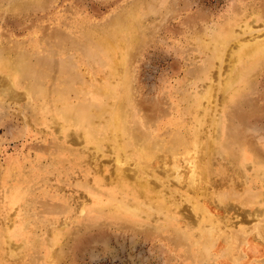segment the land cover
Listing matches in <instances>:
<instances>
[{"label":"rangeland","instance_id":"1","mask_svg":"<svg viewBox=\"0 0 264 264\" xmlns=\"http://www.w3.org/2000/svg\"><path fill=\"white\" fill-rule=\"evenodd\" d=\"M241 1L0 0V76L4 64L20 66L15 87L26 93L27 98L18 100L0 94V264H236V261L264 264V236L257 229V224L264 222V212L256 213L257 209L264 211V165L260 162L264 160V60L248 87L249 99L238 100L229 108L223 109L218 86L232 71L231 58L238 46H228L221 69L218 70V64L214 68L211 92L208 83L197 79V70L211 56V50L202 49L205 44L210 45L211 31ZM244 18L236 25L241 42L259 39L254 37L264 32L262 21L246 26ZM194 22H204L207 34L191 32L188 26ZM107 35L117 45V52L110 53L101 44L102 37ZM127 44L131 53L125 57ZM125 77L127 84L121 86ZM45 82H52L49 96L56 99L52 114L65 106L58 92L66 85L71 86L66 99L72 104L86 96L85 100L91 99L96 105L104 103L105 107L112 105L108 89L119 86L120 93H127V103H132L129 106H134L140 116L147 113L140 110L142 107L154 111L149 120L153 132L160 131L161 136L175 130L183 132L181 140L186 144L179 146L180 152L174 151L179 159L169 156L161 159L152 165L153 173L148 175V183L161 190L160 194L167 196L171 204L175 217L170 224L167 220L171 211H167L168 216L157 211L156 203H160L157 195L134 209L128 193L112 195L109 190L119 168H134L132 163H126L131 155L135 156L132 147L123 152L127 153L124 158L127 161L121 163L120 152L111 139L101 147L84 142L73 132L75 142H72L69 140L72 127L60 129L63 120L51 113L44 118L43 101L36 94L40 83ZM133 100L138 104L134 105ZM223 113L234 115L224 136L215 127ZM235 114H243L244 118ZM110 117L106 110L94 125L102 126ZM194 128L199 130L201 156L196 166V186L193 183L196 167L190 162L195 159L191 140ZM210 145H215L214 150ZM218 145H222V151L215 150ZM244 146L248 149L244 150ZM243 151L247 152L244 161L239 156ZM173 158L177 162L173 163Z\"/></svg>","mask_w":264,"mask_h":264},{"label":"bare ground","instance_id":"2","mask_svg":"<svg viewBox=\"0 0 264 264\" xmlns=\"http://www.w3.org/2000/svg\"><path fill=\"white\" fill-rule=\"evenodd\" d=\"M35 2V1H34ZM149 2V1H148ZM159 2V1H158ZM32 3V2H31ZM37 3V2H36ZM142 3V2H141ZM152 3V2H151ZM136 4V3H135ZM156 4V3H155ZM32 5V4H31ZM130 5V4H129ZM144 5V4H143ZM127 6V5H126ZM136 6V5H135ZM134 6V7H135ZM161 6V5H160ZM159 6V7H160ZM6 7V6H5ZM128 7V6H127ZM133 7V6H132ZM138 7V6H137ZM139 7H140V3H139ZM162 7V6H161ZM8 8V7H7ZM30 8V7H28ZM165 8V7H164ZM169 8V6H168ZM18 9V8H17ZM26 9V8H25ZM138 9V8H137ZM136 9V11H137ZM22 10V9H21ZM129 10V9H127ZM167 10V9H166ZM123 11V10H122ZM134 11V10H133ZM126 12V11H125ZM124 12V13H125ZM131 12V11H130ZM129 12V13H130ZM123 13V12H122ZM121 13V15H122ZM138 13V12H137ZM135 14V13H134ZM137 15V14H136ZM149 15V14H148ZM118 16V15H117ZM245 16L244 18V25L248 26L251 22L254 21H262L261 24L264 25V2H260L259 0H243L240 3H237L234 7L233 10L230 14L226 15L224 17V19L221 21H218V24L220 23L221 25H219L216 29H214L213 31H211V42L210 45L207 46L206 44L202 47L203 50H211V56L209 57V59L207 60L206 63H204L202 66H200V68L197 70V79L203 81L204 83H208L209 86L208 88L212 89V72H214V68L216 67V65L218 64L220 67H217L218 70L221 69L222 63H223V56L225 54L226 49L228 48V46H231V44H233L234 46H238V50L232 54V58L231 61L233 62L232 65V71H230V73L228 75H226L225 78H221L222 82L221 85L218 86V90H220L222 93V101H223V109L225 107H228L230 105L235 104L238 100L239 101H243L249 99L248 98V94H249V89L248 87H250V85L252 84V82L254 81L257 73L259 72L260 69V61L264 60V32L262 33H257V35L254 37H260L257 40H251V39H247L248 42L242 43L241 39L238 37V34L236 33V25L238 23H240V19H242V17ZM120 17V16H118ZM124 17V16H123ZM63 18V17H62ZM126 18V17H125ZM160 18V17H159ZM67 19V18H66ZM148 19V18H147ZM233 19V20H232ZM129 20V19H128ZM142 20V19H140ZM231 20V21H230ZM108 21V20H107ZM127 21V19H126ZM131 21V20H130ZM143 21V20H142ZM75 22V21H74ZM104 23V21H103ZM109 23V22H108ZM118 23V22H117ZM135 23V22H134ZM133 23V24H134ZM144 23V22H143ZM152 23V22H151ZM242 23V22H241ZM112 24V23H111ZM120 24V23H119ZM102 25V24H101ZM113 25V24H112ZM115 25L117 26L116 22ZM204 22L203 23H199L198 22H194V24L189 25V29L191 32H196L199 31L200 34H207L206 31L204 30ZM243 25V24H242ZM241 25V26H242ZM71 26V25H70ZM104 26V25H103ZM144 26V25H143ZM73 27V26H72ZM100 27V26H99ZM71 28V27H70ZM264 28V27H263ZM75 29V28H74ZM111 29V28H110ZM136 29V27H135ZM253 29V28H251ZM62 30V29H60ZM69 30V29H68ZM155 30V29H153ZM245 31V28L243 29ZM130 31V30H129ZM156 31V30H155ZM154 31V32H155ZM51 32V31H50ZM70 32V31H69ZM131 32V31H130ZM55 33V32H54ZM53 33V35H54ZM61 33V32H60ZM101 33V32H100ZM132 33V32H131ZM135 33V32H134ZM239 33V32H238ZM243 33V32H242ZM50 34V33H49ZM146 34V33H145ZM210 34V33H208ZM57 35V34H55ZM60 35V34H59ZM94 35V34H93ZM125 35V34H124ZM130 35V34H129ZM154 35V33H153ZM194 36V34H193ZM51 37V36H50ZM96 37V36H94ZM124 37V36H123ZM139 37V36H138ZM130 38V37H129ZM150 38V37H149ZM153 38V37H152ZM205 38V37H204ZM63 39V37L61 38ZM177 39V38H176ZM203 39V38H202ZM206 39V38H205ZM129 40V39H128ZM195 40V39H194ZM245 40V39H244ZM95 41V40H94ZM147 41V39L145 40ZM101 44L103 45V47H105L106 49L109 50V52H117V45L114 43V41L111 39L110 36H104L101 39ZM134 42V41H133ZM148 42V41H147ZM208 42V41H206ZM234 42V43H233ZM202 43V42H201ZM95 44V43H94ZM131 44V43H130ZM133 45L135 43H132ZM131 45V46H133ZM143 45V44H142ZM197 45V44H195ZM96 46V45H95ZM123 46V45H122ZM127 48L125 50V57L128 53H131V51H128L129 45H125ZM190 46V45H189ZM202 46V45H201ZM197 47V46H196ZM199 48V47H198ZM136 49V48H135ZM195 49V48H193ZM201 49V50H202ZM122 51L124 50L121 49ZM200 50V51H201ZM100 51V50H99ZM197 51V50H195ZM68 52V51H67ZM203 52V51H202ZM232 52V51H231ZM139 54V53H138ZM92 55V54H91ZM205 55V54H204ZM83 57V56H82ZM140 57V56H139ZM14 58V57H13ZM118 58V57H117ZM12 59V58H11ZM13 60V59H12ZM139 60V59H138ZM206 60V59H205ZM128 61V60H127ZM230 62V61H229ZM1 66V65H0ZM112 68L113 65H110ZM228 66V65H227ZM81 67V66H80ZM91 67V66H89ZM130 67V66H129ZM133 67V66H132ZM118 68V67H117ZM1 69L3 70V75L0 76V94L2 95H8L9 97L13 98V99H22V98H26L23 92H19L16 87L15 84H17V81L19 80V75L18 72L21 70V67H14L12 64H4ZM134 69V68H133ZM121 70V69H120ZM261 70V69H260ZM130 71V69H129ZM225 71V70H224ZM123 72V71H122ZM229 72V71H228ZM6 73V74H5ZM215 73V72H214ZM132 75V74H131ZM214 75V74H213ZM223 75V74H222ZM221 75V76H222ZM260 75V74H259ZM260 77V76H259ZM190 78V77H189ZM218 78V77H217ZM258 78V77H257ZM97 79V78H96ZM220 79V80H221ZM25 80V79H24ZM105 80V79H104ZM121 80V79H119ZM123 82L121 83V86H125L127 84L126 77L124 79H122ZM191 80V79H190ZM214 80V79H213ZM218 80V79H217ZM262 80V79H260ZM129 81V80H128ZM135 81V80H134ZM189 81V80H188ZM187 81V82H188ZM86 82V81H85ZM84 82V83H85ZM114 82V81H113ZM216 82V80H215ZM23 83V82H22ZM52 82H45V83H40V88L38 93L36 94L39 97H41L40 99L43 101V106H42V113L44 114V118H47L46 115L51 113L52 114V107L53 104L56 102V99H53L49 96V93L52 91V86H51ZM83 83V84H84ZM104 83V82H103ZM137 83V82H136ZM189 83V82H188ZM191 83V82H190ZM79 84V83H77ZM258 84V83H256ZM56 85V84H55ZM74 85V84H73ZM76 85V84H75ZM82 85V84H81ZM85 85V84H84ZM183 85V84H182ZM207 85V84H206ZM260 85V84H259ZM93 86V85H92ZM252 86V85H251ZM94 87V86H93ZM106 87V86H105ZM129 87V86H128ZM71 86L70 85H66L64 86L61 90H59L58 95H59V99L62 98V100L64 101V107L61 109H56L53 110V116H56L58 118H61L62 124L60 123V129H64L66 128H70L72 127L74 129V131L71 132V134L69 135V140L72 142H75V135L73 134L76 133L78 136H80L84 142L89 143V144H95L100 145L102 147V144L105 143V141L108 140H112L116 147L118 152H120V155L118 157V161L119 162H125L124 158L126 157L127 153H123L125 151H127V149L129 147H132V153H134V157L131 155L129 157V162L127 161V164L132 163L134 168H127V167H121L119 168L116 173H115V179L116 181L113 182V184H111L109 190L112 193V195H114L117 192H124L125 196L127 195L126 193H128L127 198H129V202L131 204H134V209L138 207V205H141L142 202H144V200H149L150 198H152L153 196L157 195L160 198V203H156L157 206V211L160 210L162 213L165 212L166 215L168 216V212L171 211L170 217L167 220L169 222H171L172 220H174V213H172L173 211L171 210V204L169 203V200H167V196L163 197L160 192L161 190H157L156 188L152 187L150 185V183H148V175L153 173V167L152 165H157L159 163V161L161 159H165L166 157H177L179 159L178 152H174L176 150H179V146L181 144L185 145L186 142L182 141L181 138L183 137L181 130H175L172 133H169L168 136H161L160 131H152L151 128L149 127L150 125V115L154 112H148V110L144 109L142 107V109L140 110H144L147 111V113L145 115L140 116V113L134 109L133 107H130V103H127V93L123 92L120 93L119 89L120 87L118 86L117 88H109V99L112 101V105L111 106H103V104H94L92 103L91 99L89 100H85V97H83L82 101H79L77 104H72L71 102H69L66 97L68 96V90H70ZM205 88V87H204ZM26 89V88H25ZM76 89V88H75ZM104 89V88H103ZM189 89V88H188ZM215 89V88H214ZM254 89V88H253ZM78 90V89H77ZM79 91V90H78ZM81 91V90H80ZM127 91V90H126ZM251 92V91H250ZM28 93V92H27ZM52 93V92H51ZM130 93V92H129ZM128 93V94H129ZM199 93V92H198ZM201 93V92H200ZM214 93V92H212ZM202 94V93H201ZM83 95V94H82ZM209 95V93H207V96ZM137 96V95H136ZM191 96V95H190ZM213 96V95H212ZM261 96V95H260ZM5 97V96H4ZM72 97V96H71ZM80 97V95H79ZM256 97V96H255ZM69 98V97H68ZM73 98V97H72ZM27 99V98H26ZM25 99V100H26ZM34 99V98H33ZM75 99V98H74ZM194 99V98H193ZM213 99V98H212ZM221 99V98H220ZM219 99V100H220ZM259 99V98H258ZM61 100V99H60ZM59 100V101H60ZM12 101V100H11ZM99 101V99H98ZM194 101V100H193ZM197 101V100H196ZM58 102V101H57ZM62 102H59V104ZM193 103V102H192ZM132 104V103H131ZM133 104H138L135 100H133ZM31 105V104H30ZM130 105V106H129ZM216 105V104H214ZM262 105V104H261ZM2 106V105H1ZM32 106V105H31ZM203 106V105H202ZM256 106V105H255ZM258 106V105H257ZM55 107H58L57 105ZM197 108V107H196ZM206 108V107H205ZM229 108V107H228ZM264 108V107H263ZM27 109V108H26ZM37 109V108H36ZM138 109V108H137ZM195 109V108H193ZM204 109V108H203ZM260 109V108H259ZM34 110V109H33ZM109 110L111 117L110 119L106 122L103 123L102 126L98 125H94L97 119L101 118V113ZM150 110V109H149ZM192 110V109H191ZM201 110V109H200ZM214 110V109H213ZM230 110V109H228ZM71 114L69 115L68 113ZM212 112V111H211ZM256 112V109H255ZM38 113V111H37ZM195 113V111H194ZM263 113V112H262ZM50 114V115H51ZM192 114V113H191ZM240 114V113H239ZM236 115L235 117L244 118V115ZM69 117H67V116ZM137 115V116H136ZM106 116V115H105ZM164 116V115H163ZM233 113L232 114H226L224 115V113L222 114V117H220L217 120V124H216V131L219 133V135H223L225 134V130H226V126L229 123V120L233 117ZM164 118V117H163ZM197 118V117H196ZM24 119V118H23ZM53 119V118H52ZM142 119V120H141ZM247 120V119H246ZM245 120V121H246ZM60 121V120H59ZM201 121V119H200ZM203 121V120H202ZM201 121V122H202ZM215 121V120H214ZM37 122V121H36ZM56 122V121H55ZM61 122V121H60ZM53 125V123H52ZM57 125V124H56ZM197 125V124H196ZM12 127V126H11ZM55 127V126H54ZM53 127V128H54ZM56 128V127H55ZM212 128V127H211ZM188 129V128H186ZM208 129V127H207ZM71 130V129H70ZM60 131V130H59ZM195 131V132H194ZM199 130H197L196 128L193 129V139H191L194 143L192 150L195 152V159L193 161H190L192 166L195 168L197 166L198 163V157H201L198 153L199 151ZM215 131V130H214ZM16 132V131H15ZM18 132V131H17ZM41 132V131H40ZM153 132V133H152ZM211 132V131H210ZM216 132V134H217ZM240 133V131H238ZM61 133V132H60ZM201 133V132H200ZM238 133V134H239ZM14 134V133H13ZM59 134V133H57ZM189 134V133H188ZM15 135V134H14ZM56 135V134H55ZM68 135V134H67ZM167 135V134H166ZM192 134H190L191 136ZM218 135V137H219ZM182 136V137H181ZM189 136V135H188ZM224 136V135H223ZM234 135H232L233 137ZM236 136V135H235ZM241 137V136H239ZM243 137V136H242ZM241 137V138H242ZM247 137V136H246ZM61 138V137H60ZM109 138V139H108ZM190 139V137H189ZM239 139V138H238ZM202 140V139H201ZM221 140V139H220ZM82 141V140H81ZM186 141V140H185ZM190 141V140H189ZM236 141V139H235ZM245 141V140H244ZM71 142V143H72ZM202 142V141H201ZM219 142V141H218ZM221 142V141H220ZM237 142V141H236ZM241 142V141H240ZM107 143V142H106ZM190 143V142H189ZM238 143V142H237ZM191 144V143H190ZM202 145V144H201ZM239 145V144H238ZM246 145V143L244 144ZM252 145V144H251ZM249 145V146H251ZM76 146V145H74ZM113 146V145H112ZM211 148L214 150V146L215 145H210ZM222 146V145H221ZM220 145L216 146L215 150L218 151H222ZM248 146V147H249ZM253 146V145H252ZM83 147V146H82ZM247 146H244V150L248 149L246 148ZM63 148V147H62ZM61 148V149H62ZM99 148V147H97ZM108 148V147H107ZM184 148V147H183ZM188 148V147H187ZM205 148V147H204ZM255 148V147H253ZM94 149V148H93ZM206 149V148H205ZM204 149V150H205ZM186 150V149H184ZM207 150V149H206ZM37 151V150H35ZM106 151V150H104ZM114 151V150H113ZM187 151V150H186ZM189 151V150H188ZM209 151V150H208ZM212 151V150H211ZM248 152V150H246ZM243 151L242 153H237L240 156V159L244 161V159L247 158V152ZM256 150H254L255 152ZM61 152V151H60ZM117 152V151H116ZM117 152V154H118ZM180 152V150H179ZM113 153V152H112ZM198 153V154H197ZM203 153V152H202ZM253 153V152H252ZM257 153V152H256ZM116 154V155H117ZM235 154V153H234ZM114 155V154H113ZM220 155V154H219ZM222 155V154H221ZM262 155V154H260ZM34 156V155H33ZM89 156H91L89 154ZM100 156V155H99ZM98 156V157H99ZM186 156V155H185ZM61 157V156H60ZM97 157V156H96ZM219 157V156H218ZM254 157H255V153H254ZM257 157V156H256ZM260 158V157H259ZM35 159V158H34ZM33 159V160H34ZM61 159V158H60ZM116 159V158H115ZM173 158V163L177 162L175 159ZM258 159V158H256ZM91 160V159H90ZM108 160V159H107ZM31 161V160H30ZM61 161V160H60ZM113 161V160H112ZM93 162V160H92ZM193 162V163H192ZM234 162V161H233ZM256 162V161H255ZM261 164L264 165V160L263 158L260 159ZM53 163V162H52ZM56 163V162H55ZM104 163V162H103ZM115 163V162H114ZM117 163V162H116ZM100 164V163H99ZM98 164V165H99ZM219 164V163H217ZM92 165V164H91ZM116 165V164H115ZM228 165V164H227ZM18 166V165H17ZM43 166V165H42ZM102 166V165H101ZM100 166V168H101ZM163 166V165H162ZM201 166V165H200ZM218 166V165H217ZM231 166V165H229ZM255 166V165H254ZM258 166V165H257ZM45 167V166H44ZM112 167V166H111ZM116 167V166H115ZM119 167V166H118ZM246 167V166H245ZM18 168V167H17ZM43 168V167H42ZM224 168V167H223ZM262 168V167H261ZM23 169V168H22ZM30 169V168H29ZM96 169V167H95ZM238 169V168H237ZM250 169V168H249ZM33 170V169H32ZM50 170V168H49ZM196 170L197 167L194 169V173L193 176H195V180L193 181L194 185H197V175H196ZM200 170V169H199ZM231 170V169H230ZM19 171V170H18ZM206 171V170H205ZM228 171V170H227ZM239 171V170H238ZM257 171V170H256ZM17 172V171H16ZM32 172V171H31ZM217 172V171H216ZM237 172V170H236ZM242 172V171H241ZM52 173V172H51ZM58 173V172H57ZM93 173V172H92ZM96 173V172H95ZM262 173V172H261ZM25 174V173H24ZM97 174V173H96ZM207 174V173H206ZM216 174V173H215ZM227 174V173H226ZM236 174V173H235ZM26 175V174H25ZM37 175V174H36ZM43 175V174H42ZM98 175V174H97ZM96 175V176H97ZM103 175V174H102ZM217 175V174H216ZM243 175V174H242ZM241 175V176H242ZM14 176V175H13ZM161 176V175H160ZM235 176V175H234ZM26 177V176H25ZM43 177V176H42ZM172 177V176H171ZM103 178V176H102ZM106 178V177H105ZM226 178V177H225ZM6 179V178H5ZM75 179V177H74ZM79 179V178H78ZM113 178V180H115ZM262 179V178H261ZM3 180V179H2ZM27 180V179H26ZM76 180V179H75ZM168 180V179H167ZM228 180V179H226ZM264 180V179H263ZM29 181V180H27ZM160 181V180H158ZM232 181V180H231ZM262 181V180H261ZM7 182V181H6ZM17 182V181H16ZM60 182V181H59ZM87 182V181H86ZM85 182V183H86ZM102 182V181H101ZM109 182V180H108ZM236 182V181H235ZM234 182V183H235ZM239 182V181H238ZM237 182V183H238ZM45 183V182H43ZM69 183V182H68ZM77 183V182H76ZM99 183V182H98ZM105 183V182H104ZM111 183V181H110ZM261 183V182H260ZM18 184V183H17ZM35 184V183H34ZM32 184V185H34ZM84 184V183H83ZM246 184V183H245ZM69 185V184H68ZM41 186V185H40ZM226 186V185H225ZM232 186V185H231ZM237 186V185H236ZM25 187V186H24ZM27 187V186H26ZM30 187V186H29ZM28 187V188H29ZM36 187V186H35ZM34 187V189H35ZM176 187V186H175ZM252 187V186H251ZM64 188V187H63ZM98 188V187H96ZM171 188V187H170ZM179 188V187H178ZM263 188V187H262ZM30 189V188H29ZM28 189V190H29ZM33 189V190H34ZM44 190V188H42ZM167 189V186H166ZM177 189V188H176ZM234 189V188H233ZM239 189V188H238ZM245 189V188H244ZM25 190V189H24ZM87 190V189H86ZM93 190V189H92ZM101 190V189H100ZM171 190V189H170ZM170 190H168L170 192ZM175 190V188H174ZM214 190V189H213ZM230 190V189H229ZM235 190V189H234ZM18 191V190H17ZM16 191V192H17ZM36 191V189H35ZM46 191V190H45ZM99 191V190H98ZM104 191V190H103ZM184 191V190H183ZM233 191V190H232ZM240 191V189H239ZM24 192V191H23ZM49 192V191H48ZM109 192V191H108ZM181 192V191H180ZM185 192V191H184ZM183 192V193H184ZM11 193V192H10ZM28 193V191H27ZM46 193V192H45ZM104 193V192H103ZM177 193V192H176ZM212 193V191L210 192ZM238 193V192H237ZM250 193V192H249ZM3 194V193H2ZM19 194V193H18ZM23 194V193H22ZM48 194V193H46ZM98 194V192H97ZM166 194V193H165ZM264 194V193H262ZM14 196V194H12ZM29 195V194H28ZM44 195V192H43ZM75 195V194H74ZM167 195V194H166ZM212 195V194H211ZM25 196V195H24ZM49 196V195H48ZM124 196V198H125ZM179 196V195H178ZM181 196V195H180ZM192 196V195H190ZM200 196V195H199ZM204 196V195H203ZM218 196V195H217ZM18 197V196H17ZM186 196H184L185 198ZM216 197V196H215ZM223 197V196H222ZM232 197V196H230ZM237 197V196H236ZM235 197V198H236ZM242 197V196H240ZM247 197V196H246ZM10 198V197H9ZM14 198V197H13ZM25 198V197H24ZM17 199V198H16ZM122 199V198H121ZM186 199V198H185ZM184 199V200H185ZM196 200V198H194ZM193 199V200H194ZM13 200V199H12ZM20 200V199H19ZM18 200V201H19ZM40 200V199H39ZM48 200H50L48 198ZM48 200H46L48 202ZM56 200H58L56 198ZM128 200V199H127ZM125 199V202H128ZM220 200V199H219ZM235 200V199H234ZM8 201V200H7ZM6 201V202H7ZM27 201V200H26ZM29 201V200H28ZM33 201V200H32ZM31 201V202H32ZM35 201V198H34ZM157 201V200H156ZM172 201V200H170ZM201 201V200H200ZM24 202V200H23ZM120 202V199H119ZM202 202V201H201ZM242 202V201H241ZM16 203V202H15ZM51 203V202H49ZM121 203V202H120ZM182 203V202H181ZM191 203V202H190ZM204 203V202H203ZM223 203V202H222ZM6 204V203H5ZM55 204V203H54ZM63 204V203H62ZM66 204V203H65ZM198 204V203H197ZM200 204V203H199ZM221 204V203H220ZM192 205V204H190ZM196 205V204H195ZM202 205V204H201ZM21 206V205H20ZM32 206V204L30 205ZM36 206V204H35ZM101 206V205H100ZM129 206V204H128ZM245 206V205H244ZM28 207V206H27ZM34 207V206H33ZM117 207V206H116ZM122 207V206H121ZM198 207V206H197ZM41 208V207H40ZM63 208V207H62ZM94 208V207H93ZM101 208V207H100ZM104 208V207H103ZM112 208V207H111ZM118 208V207H117ZM123 208V207H122ZM196 208V207H195ZM211 208V207H210ZM209 208V209H210ZM84 209V208H83ZM121 209V208H119ZM129 209V208H128ZM201 209V208H200ZM204 209V208H202ZM7 210V209H6ZM22 210V209H21ZM102 210V209H101ZM124 210V209H123ZM192 210V209H191ZM195 210V209H194ZM28 211V209H27ZM30 211V209H29ZM37 211V209H36ZM39 211V209H38ZM41 211V210H40ZM43 211V210H42ZM80 211V210H79ZM156 211V210H155ZM168 211V212H167ZM122 212V211H121ZM143 212V211H141ZM150 212V210H149ZM264 211L261 209H257L256 213H263ZM44 214V212H42ZM127 213V212H126ZM181 213V212H180ZM199 213V212H198ZM22 214V213H21ZM20 214V215H21ZM28 214V213H27ZM26 214V215H27ZM36 214V213H35ZM58 214V213H57ZM183 214V213H182ZM195 214V213H194ZM10 215V214H9ZM12 215V214H11ZM52 215V214H51ZM62 215V214H60ZM203 215V214H202ZM31 216V215H30ZM47 216V215H46ZM189 216V215H188ZM187 216V217H188ZM23 217V216H22ZM33 217V216H32ZM40 217V216H39ZM64 217V216H63ZM120 217V216H119ZM166 217V216H165ZM185 217V216H184ZM204 217V216H203ZM207 217V216H206ZM26 218V217H25ZM36 218V217H35ZM65 218V217H64ZM164 218V217H163ZM167 218V217H166ZM33 219V218H32ZM66 219V218H65ZM115 219V218H114ZM160 219V218H159ZM211 219V218H210ZM12 220V219H11ZM29 220V219H28ZM108 220V219H107ZM110 220V219H109ZM113 220V219H112ZM165 220V219H164ZM198 220V219H197ZM32 221V220H31ZM64 221V220H63ZM92 221V219H91ZM127 221V220H126ZM125 221V222H126ZM204 221V220H203ZM27 222V221H26ZM50 222V221H49ZM48 222V223H49ZM60 222V221H59ZM135 222V221H134ZM164 222V221H163ZM68 223V222H67ZM89 223V222H88ZM96 223V222H94ZM123 223V222H121ZM31 224V223H30ZM34 224V223H32ZM53 224V223H52ZM59 224V223H58ZM138 224V222H137ZM159 224V223H158ZM166 224V223H165ZM170 224V223H169ZM176 224V223H175ZM221 224V223H220ZM28 225V224H27ZM55 225V224H54ZM91 225V223H90ZM103 225V224H102ZM142 225V224H141ZM206 225V224H205ZM253 225V224H252ZM251 225V226H252ZM29 226V225H28ZM34 226V225H33ZM32 226V227H33ZM50 226V225H49ZM56 226V225H55ZM81 226V225H80ZM144 226V225H143ZM164 226V225H163ZM221 226V225H219ZM23 227V226H22ZM25 227V226H24ZM53 227V226H52ZM86 227V226H85ZM137 227V226H136ZM160 227V226H159ZM168 227V226H167ZM197 227V226H196ZM237 227V226H236ZM18 228V227H17ZM31 228V226H30ZM41 228V227H40ZM56 228V227H55ZM78 228V227H77ZM83 228V227H82ZM145 228V227H143ZM165 228V226H164ZM181 228V227H179ZM19 229V228H18ZM23 229V228H22ZM81 229V228H80ZM87 229V228H86ZM141 229V228H140ZM194 229V228H193ZM213 229V228H212ZM257 229L258 232L264 236V222L263 223H259L257 224ZM14 230V229H13ZM28 230V229H27ZM50 228H49V232H50ZM134 230V229H133ZM179 230V229H178ZM196 230V229H195ZM215 230V229H214ZM163 231V230H161ZM160 231V232H161ZM173 231V230H172ZM182 231V230H181ZM14 232V231H13ZM44 232V230H43ZM85 232V231H84ZM221 232V231H219ZM234 232V231H233ZM28 233V232H27ZM34 233V232H33ZM37 233V232H36ZM15 234V233H14ZM31 234V233H30ZM182 234V233H181ZM195 234V233H194ZM43 235V234H42ZM50 235V234H49ZM216 235V234H215ZM26 236V235H24ZM27 236H29L27 234ZM76 236V235H75ZM163 236V235H162ZM178 236V235H177ZM186 236V235H184ZM189 236H191L189 234ZM202 236V234H201ZM200 236V237H201ZM220 237V236H219ZM248 237V235H247ZM252 237V235L250 236ZM10 238V237H9ZM17 238V237H16ZM24 238V237H23ZM30 238V237H29ZM41 238V237H40ZM166 238V237H165ZM168 238V237H167ZM178 238V237H177ZM199 238V237H198ZM245 239V238H244ZM252 239V238H251ZM31 240V239H30ZM47 240V239H46ZM170 240V239H169ZM193 240L195 241V239L193 238ZM192 240V241H193ZM202 240V238H201ZM200 240V241H201ZM6 241V240H5ZM13 241V240H12ZM177 241V240H175ZM174 241V242H175ZM189 241V240H188ZM203 241V240H202ZM33 242V241H32ZM31 242V243H32ZM38 242V241H37ZM42 242V241H41ZM173 242V241H171ZM235 242V241H234ZM264 242V241H263ZM7 243V242H6ZM191 243V242H189ZM19 244V243H18ZM22 244V243H21ZM65 244V243H64ZM171 244V243H170ZM174 244V243H173ZM249 244V243H248ZM13 244H11L12 246ZM16 245V244H14ZM33 245V244H32ZM31 245V246H32ZM233 245V244H232ZM230 244V246H232ZM10 246V247H11ZM27 246V245H26ZM35 246V245H34ZM37 246V245H36ZM40 246V244H39ZM185 246V245H184ZM248 246V245H247ZM14 247V246H12ZM33 247V246H32ZM176 247H178V245H176ZM262 247V246H261ZM22 248V247H21ZM36 248V247H35ZM34 248V251H35ZM50 248V247H49ZM65 248V247H64ZM248 248H250L248 246ZM264 248V247H263ZM25 249V248H23ZM37 249V248H36ZM54 250V249H53ZM64 250V249H63ZM252 250V249H251ZM38 251V250H37ZM191 251V250H190ZM247 251V250H246ZM258 251V250H257ZM22 252V251H21ZM44 252V251H43ZM192 252V251H191ZM38 253V252H37ZM190 253V252H189ZM228 253V252H227ZM256 253V252H255ZM2 254V253H0ZM55 254V253H54ZM251 254V253H250ZM249 254V255H250ZM253 254V253H252ZM10 255V254H9ZM190 255V254H189ZM192 255V253H191ZM224 255V254H223ZM233 255V254H232ZM231 255V257H232ZM243 255H245L243 253ZM5 256V255H4ZM33 256V255H32ZM238 256V255H237ZM3 257V256H2ZM42 259V257H40ZM44 258V256H43ZM238 258V257H237ZM258 258V257H257ZM6 259V256H5ZM8 259V258H7ZM6 259V260H7ZM27 259V258H25ZM36 259V258H35ZM47 259V258H46ZM49 259V257H48ZM204 259V258H203ZM239 259V258H238ZM237 259V260H238ZM260 259V258H259ZM264 259V258H263ZM230 260V259H229ZM232 260V259H231ZM24 261V260H23ZM39 261V260H38ZM63 261V260H62ZM201 261V260H200ZM207 261V259H206ZM212 261V260H211ZM218 261V260H217ZM226 261V260H224ZM228 261V260H227ZM235 261V260H234ZM249 261V260H248ZM252 261V259H251ZM259 261V260H258ZM26 262V261H25ZM36 262V260H35ZM221 262V260H220ZM223 262V261H222ZM238 263V261H236ZM49 263V262H48ZM52 263V262H51ZM208 263V262H207ZM236 263V264H237Z\"/></svg>","mask_w":264,"mask_h":264}]
</instances>
